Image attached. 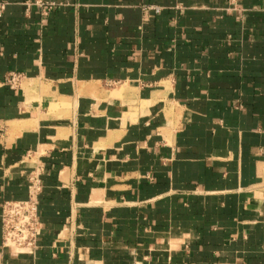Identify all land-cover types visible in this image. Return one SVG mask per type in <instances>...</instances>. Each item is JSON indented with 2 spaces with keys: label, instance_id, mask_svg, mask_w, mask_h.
<instances>
[{
  "label": "crops",
  "instance_id": "1",
  "mask_svg": "<svg viewBox=\"0 0 264 264\" xmlns=\"http://www.w3.org/2000/svg\"><path fill=\"white\" fill-rule=\"evenodd\" d=\"M0 1V264H264V0Z\"/></svg>",
  "mask_w": 264,
  "mask_h": 264
},
{
  "label": "built area",
  "instance_id": "2",
  "mask_svg": "<svg viewBox=\"0 0 264 264\" xmlns=\"http://www.w3.org/2000/svg\"><path fill=\"white\" fill-rule=\"evenodd\" d=\"M35 4L45 6L43 0H35ZM7 3L0 1V18L6 10ZM49 10L53 5H47ZM159 12L158 9H156ZM19 80L18 75L11 78L12 83ZM41 182L38 177L32 179L30 194L27 201L6 202L2 206V223L4 244L6 247H31L37 236V219Z\"/></svg>",
  "mask_w": 264,
  "mask_h": 264
},
{
  "label": "rangeland",
  "instance_id": "3",
  "mask_svg": "<svg viewBox=\"0 0 264 264\" xmlns=\"http://www.w3.org/2000/svg\"><path fill=\"white\" fill-rule=\"evenodd\" d=\"M53 108H57V107H53Z\"/></svg>",
  "mask_w": 264,
  "mask_h": 264
}]
</instances>
